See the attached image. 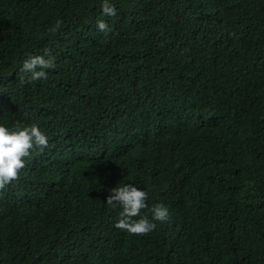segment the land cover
<instances>
[{
    "label": "trees",
    "instance_id": "obj_1",
    "mask_svg": "<svg viewBox=\"0 0 264 264\" xmlns=\"http://www.w3.org/2000/svg\"><path fill=\"white\" fill-rule=\"evenodd\" d=\"M113 2L0 0V122L50 144L0 188V264H264V0ZM130 182L170 209L146 235L106 203Z\"/></svg>",
    "mask_w": 264,
    "mask_h": 264
},
{
    "label": "clouds",
    "instance_id": "obj_2",
    "mask_svg": "<svg viewBox=\"0 0 264 264\" xmlns=\"http://www.w3.org/2000/svg\"><path fill=\"white\" fill-rule=\"evenodd\" d=\"M100 10V15L105 17L117 14L113 0H101ZM62 23L61 19H57L54 24L46 27V32L57 33ZM96 28L105 36L111 32L108 22L104 19L97 20ZM55 67V58L50 54V50L45 48L42 54L28 55L23 59L20 76L23 79L24 74H27L28 82L43 81L47 79L49 70ZM48 147L49 135L38 120L14 126L0 122V188L18 178L20 170L25 166L26 158L30 157L33 151L43 152ZM110 193L106 203L118 205L121 209L114 227L127 234L146 235L157 228L158 222L164 223L169 219L168 205L158 201L149 207L147 191L135 183L114 187ZM142 210H147V213Z\"/></svg>",
    "mask_w": 264,
    "mask_h": 264
}]
</instances>
